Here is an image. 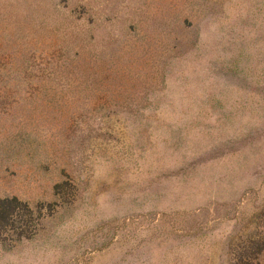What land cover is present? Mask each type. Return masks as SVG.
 Segmentation results:
<instances>
[{"label":"rangeland","instance_id":"rangeland-1","mask_svg":"<svg viewBox=\"0 0 264 264\" xmlns=\"http://www.w3.org/2000/svg\"><path fill=\"white\" fill-rule=\"evenodd\" d=\"M0 196V264H264V0H0Z\"/></svg>","mask_w":264,"mask_h":264},{"label":"trees","instance_id":"trees-1","mask_svg":"<svg viewBox=\"0 0 264 264\" xmlns=\"http://www.w3.org/2000/svg\"><path fill=\"white\" fill-rule=\"evenodd\" d=\"M32 208L27 201H22L17 196H0V232L6 231L8 227L16 228L17 215L20 212L31 213ZM21 223L23 228L18 232V239L23 237L28 238L31 232L26 229V226L32 222L30 216L24 218Z\"/></svg>","mask_w":264,"mask_h":264}]
</instances>
